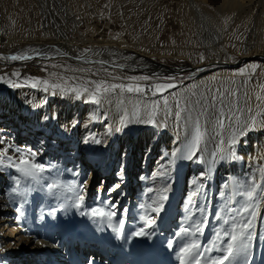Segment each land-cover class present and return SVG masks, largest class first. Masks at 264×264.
I'll return each instance as SVG.
<instances>
[{"label": "bare ground", "instance_id": "obj_1", "mask_svg": "<svg viewBox=\"0 0 264 264\" xmlns=\"http://www.w3.org/2000/svg\"><path fill=\"white\" fill-rule=\"evenodd\" d=\"M0 10L5 11L12 22L14 13L22 12L29 15V18L20 20L19 23L22 26H38L41 31L40 38H29L13 52L14 55L23 54L30 56L31 59L11 60L3 47H0V65L25 64V67L29 68L35 62L40 64V61L53 60L57 62L59 71L62 62L68 69L61 67V71L63 69L68 74L65 78H59L58 83L62 82L66 85L73 81L79 85L89 80L130 83L127 78L132 76L176 75L183 72L184 68L199 70L205 66L203 67L205 70L216 66L213 68V73H208L204 79L199 80L195 94L202 93L205 83L209 81L219 84L217 91H220L221 84L234 79L244 84L246 94L247 114L241 115V121L246 120L249 115L264 111V103L256 99L257 95L264 96V90L259 87L264 84V0H5L0 3ZM82 15L90 18L98 16L101 19L104 17L107 23L113 26H127L131 32H128L131 39L137 37L134 33L138 30V26H177L179 42L162 43L152 46L154 49L147 51L131 46L130 41L120 36L97 40L87 37L78 42L71 37L74 33H80L78 27L83 23ZM192 32L197 43L190 38ZM138 33L145 34L141 30ZM223 34L227 35L226 39L222 38ZM155 36V34H146L147 38ZM183 42L202 48L198 50L184 48ZM85 49L91 51L85 52ZM188 51H202L205 63L189 60L191 62H181L180 65L166 67L155 60V54L169 53L173 58ZM220 54L224 56L221 57ZM100 61L105 63L101 64ZM243 63L245 66L231 75ZM253 64L258 65L255 71L250 68ZM116 65H124V67L120 68ZM156 82L161 80L153 78L148 83H139L148 85ZM166 92L167 95L164 94L165 92L152 95V90H148L145 94L132 95L137 97L139 103L149 106L157 99L161 101L162 108L163 96H167L169 102L174 98L172 89ZM48 101L40 103L47 105ZM248 108H251V112ZM141 110L144 112L143 108ZM176 110L174 102L171 111L164 115L166 124L160 118L162 111L160 110L157 113L158 117L156 116V124L139 123L134 119L137 125L132 129L135 135L150 128H156L158 132L162 125H166L170 130L168 133H173V137L176 135L178 140L172 143L175 142L176 149L181 150L185 149L192 138L197 117L205 132L200 150L193 159H176L174 162L173 158L171 159L175 164L177 179L172 193L158 215H153L151 209L141 207L145 205L143 203L136 206L134 203L131 209L129 207L128 210L124 208V211H119L117 206L112 207L116 204L111 203L108 195L105 196L106 193H100L101 187L96 188L95 195L89 192L86 185V188L80 191L75 189L77 195H85L84 204L79 208L76 207L74 199L67 198L71 197L72 193L57 192L45 196L38 190L37 196H40V201L39 198H34L32 212L30 209L26 213L21 210L17 212L9 204L1 206L5 212L0 215V220L3 221H0V234L6 239L2 240L0 255L9 254L18 258L31 256L32 252L37 264H180L177 253L185 243L196 240L203 246L201 251L209 247L216 231L223 224L222 220H217L215 213L224 208V214L227 216L230 214L228 208L240 207L241 197L229 199L237 182L248 183L253 177L259 178L258 169L264 167V129L258 128L249 132L245 137L240 138V142L235 146L227 143L221 146L220 140L227 141L229 137V125L233 124V120L223 119L225 127L221 129L216 125L218 113L213 109L204 107L195 113L188 110L183 113L184 118L180 120L172 114ZM63 116L68 117L69 112L65 111ZM141 117L144 118V113ZM262 119L264 116H257L258 121ZM221 147L224 151H220ZM166 148L172 149L170 143L166 144ZM229 151L232 155H228ZM89 152L90 155L94 153ZM221 156L227 158L221 160ZM85 157L86 155L83 154V158ZM192 164L199 165L198 175L207 197L202 216L197 210L185 214L180 209L176 210L174 206L182 176L192 173ZM101 169L108 170L107 165L105 166L102 161L89 162L87 184ZM201 173L204 175L201 176ZM51 177L52 181L59 180L65 184L63 175L58 171H53ZM103 184L104 179L101 180V186ZM225 184L229 187L225 188ZM115 185L117 183L114 182L113 187ZM136 188L138 189L137 186ZM239 190L243 191L242 188ZM94 207L115 211L113 224H118L122 218L125 219L123 232H114L108 226L106 218L93 217L90 210ZM132 207L135 209L133 210ZM81 212L85 214L81 215ZM190 214L191 219H189ZM151 216L155 218L156 223L149 229L146 227V218ZM204 217L207 218L208 223L202 233L187 237L177 235L181 227H189ZM22 223L24 226H20ZM142 227L150 231L151 235L147 237L131 235ZM253 232L247 259L249 264H264V207L260 209ZM169 240L174 242L173 248L167 247ZM206 255H220V253L213 251Z\"/></svg>", "mask_w": 264, "mask_h": 264}, {"label": "rangeland", "instance_id": "obj_2", "mask_svg": "<svg viewBox=\"0 0 264 264\" xmlns=\"http://www.w3.org/2000/svg\"><path fill=\"white\" fill-rule=\"evenodd\" d=\"M2 1L5 0H0V3ZM7 15L5 11L0 10V47H3L8 56H12L14 55L13 52L23 45L24 41L29 38H40L39 32L41 31L38 26H22L19 23L20 20L29 18V15L22 12L14 13L13 18H11L14 20L13 22ZM81 19L83 23H80L78 27L80 33H74L71 37L77 39L78 42L85 40L87 37L97 40L120 36L130 41L131 46L145 51L152 50L154 49L152 46L162 43L171 44L179 42L178 31L176 30L177 26H138V30L134 33L137 37L131 39L127 26L109 25L106 18L102 17L101 19L98 16L90 18L82 15ZM139 30L144 31L145 34L138 33ZM146 34H155L156 36L147 38ZM226 36V34H223L222 38L226 39ZM190 38L197 43L193 32ZM182 45L184 48L192 50L202 48L184 42ZM152 52L156 53V51ZM201 54L202 51H188L184 52V55H176L172 58L170 57L172 55L169 53H161L155 54V60L166 67L180 65L181 62H191L189 60L203 64L205 59H200ZM220 55L221 57L224 56ZM60 64L59 71L57 69V62L53 60L49 62L45 60L43 62L40 61V64L35 62L32 64L34 67L30 65L29 68H26L25 64L23 66H17L16 64L0 65V77H3L0 80V153L7 148V154L13 156L15 159L19 155L16 149L36 152L38 154L35 158L36 162L50 165L49 171L45 173L46 182H52V172L58 171L60 175H63L65 185H74L77 191L81 190V183L88 180L87 171L89 169V162L94 160L102 161L105 166L107 165L108 170L101 169L91 177L86 187L92 195L97 193V187H101L100 193H106L105 196L108 195L111 203L116 204L115 206L118 207L119 211H124V208L128 210L129 207L131 209L134 203L135 206L143 203L145 205L152 204L155 207L156 205L153 201L159 199V189L168 184L171 185L170 191L166 193L169 198L177 179L175 164L171 161V153L176 149L175 142L178 141L176 140V135L173 137V133H168L170 130L166 125H162L158 132H156V128H150L134 135L132 129L137 123H134V119L136 118L132 116L133 106L129 101L136 102L138 99L132 94H124L125 103L123 106L118 104V97L115 94H113L110 102L103 100L100 105H97L90 102L87 95L76 99L75 94L71 91L65 94L59 89L49 88L45 92L43 91L44 85L42 83L38 84L36 88L31 86L36 81L29 80L28 78L30 77L39 78L40 81L48 80L49 83H58L59 78L67 77L68 73L63 69L61 71V67L65 70L68 68L62 62ZM243 66H245V63L236 68L231 75L235 74ZM203 67L199 70L184 68L183 72L176 75L153 74L148 76L159 79L161 82H164V78L174 77L171 82L176 87L172 91L179 94V97L175 96L171 99L169 102L170 106L174 104L176 99H180L181 106L187 105L188 110L192 113L206 107L216 111L218 113L217 116H219L217 109L220 108V93L227 95L228 91L239 89L238 95L227 97V101H231L234 104L238 100L239 108L244 111L242 114L236 112V115L240 116V119L241 115H246L247 103L244 84L238 83L234 79L228 83L224 82L221 84L220 91H217V85L219 84L209 81L205 83L202 93L193 95L199 87V80L204 79L206 74L213 73V68L216 66L211 67L213 70L206 68L204 70ZM13 73H19V75H13ZM52 73H56V75L53 76ZM5 80L19 86L12 87L11 83H5ZM139 82L148 83V81ZM60 84L68 89L77 86L76 81L68 85L62 82ZM167 93L165 92L164 94L167 95ZM213 97H217V99L213 101ZM45 100H49L48 104L41 105L40 102H44ZM197 101H200V103L197 104ZM212 104H215V108L211 106ZM140 105L143 108L144 104L140 103ZM229 106H232V104ZM125 109L128 112L126 119L133 122L122 124L121 118L125 115ZM233 110L235 111V108ZM65 111L69 112L68 117L63 116ZM143 113L141 110L140 116ZM160 113V118L166 124L164 115L168 111L162 110ZM231 115L232 113L225 108L221 119H229ZM86 140L88 141L87 143H85ZM172 141H175L174 144ZM169 143L172 148L171 150L166 148V144ZM89 151L94 153L90 155ZM83 154L86 155L85 158H83ZM191 167L193 168L192 173L182 176L174 206L176 210L180 209L185 214L197 210L198 214L202 216L199 209L204 207L207 197L202 187L197 195H192L193 192L197 191L198 184L202 186V180L198 175L200 172L198 169L199 165L192 164ZM121 169H123L122 177L117 175ZM16 175L18 173H16L15 169L0 167V215L5 212V209L1 206L8 204L14 210L19 208L26 213L30 209V212H32L34 210V198H39L40 201V196H37L38 190L45 196L49 195L47 190L40 186H26L24 183L18 189L19 192L25 193L23 198L13 193L11 189L17 186L11 177ZM102 179H104V184L101 186ZM114 182L120 186L115 191H109L113 188ZM86 187L84 186V188ZM108 191L109 193L107 194ZM190 198L191 203H189ZM166 201L163 203L165 204ZM37 208L38 205L35 211ZM132 208L133 210L135 209V207ZM20 226H24L23 223ZM3 239L6 238L0 234V246ZM25 253L29 252L25 251ZM0 264L37 263L36 258L31 252V256H20L18 258L9 256V254L7 256L0 255Z\"/></svg>", "mask_w": 264, "mask_h": 264}, {"label": "snow or ice", "instance_id": "obj_3", "mask_svg": "<svg viewBox=\"0 0 264 264\" xmlns=\"http://www.w3.org/2000/svg\"><path fill=\"white\" fill-rule=\"evenodd\" d=\"M229 20L231 18H228ZM227 23V20L225 21ZM239 38V37H237ZM85 52H90L91 49H85ZM39 55V53H37ZM67 55V53H65ZM11 60H27L31 59L30 56L27 55H12L8 57ZM80 59L81 57H77ZM200 59L203 60L205 57L201 54ZM99 63L103 64L104 61H100ZM116 67L123 68L124 65H116ZM258 65H251L250 68L255 71ZM104 71H107L104 69ZM241 74H243V70H241ZM13 75H19V73H13ZM53 76L56 73H52ZM111 75V74H109ZM3 77H0L2 80ZM31 81H36L31 84L33 88H36L38 84L42 83L44 85L43 91L47 92L49 88L59 89L61 92L68 94V91H71L75 94L76 99H80L83 96L87 95L88 100L92 103L100 105L103 100L111 101L113 94L118 97V104L123 106L125 103V93L129 94H145L146 91L152 90V95H156L157 93H164L169 89H173L176 87L171 81L174 77L164 78V82H156L154 84L144 85L139 83V81H151L153 78L147 75L143 76H132L127 79L131 81L130 83H111L106 80H89L86 83H81L71 89H66L60 83H49L48 80L40 81L39 78L30 77L28 78ZM113 79H119L118 77H113ZM5 83H11L10 81L5 80ZM91 85V87H89ZM12 87H18L19 85L15 83H11ZM261 90H264V84L259 85ZM239 89L228 91L227 95L225 93H220L219 102L220 108L217 109L219 112V116L216 117V125L223 129L225 127L222 117L224 115L225 108L228 109L229 112L232 113L229 119H232L233 124L229 125V137L227 141L221 139L220 145L223 146L225 143L228 145L235 146L240 142V138L245 137L249 132L255 131L258 128L264 129V119L258 121L257 116H264V111L257 112L255 115H249L246 120L243 122L240 119V116L236 115V112L243 113V109L239 108L238 100L233 104L231 101H227V97L237 96ZM55 94V93H53ZM179 94L174 93L173 96H178ZM195 95V93H193ZM246 95V94H245ZM213 101L217 99V97L212 98ZM256 99L264 103V96L257 95ZM133 111L132 116L136 118L135 122L145 123V124H156V116L158 111L166 110L171 111V106L169 104V98L167 96H163L162 98V108L161 101H152L151 105L148 104L143 105L144 118L140 116L141 105L139 101L132 102ZM197 104L200 101L196 102ZM232 104V106H229ZM176 111L172 113L177 120L183 119V113L188 111L187 105L181 107V100L176 99L175 101ZM215 108V104L211 105ZM235 108V111L233 110ZM248 111L251 112V108H248ZM128 115L127 109H125V115L121 118V123H131L133 121H129L126 119ZM119 131V129H117ZM205 138V132L202 130L199 118H196L194 132L192 134V138L190 142L186 145L184 150L180 148L172 151L171 156L173 158V162L176 159H193L196 156L197 152L200 150V146ZM88 141L86 140L85 143ZM99 143V141H97ZM220 151H224L221 147ZM16 152L19 154L17 158L14 159L13 156L8 155V149H4L2 153H0V167L13 168L15 169L18 175L12 176L11 179L14 181V184L17 187H13L11 191L13 193L18 194L22 198L25 193L19 192V186L24 183L26 186L37 185L47 190L49 194L59 193H72L71 197H67L69 199L75 200L76 207H82L85 201L84 194H76L75 186H69L61 183L59 180H53L52 182H46L47 178L45 173L49 171L50 165H46L44 163H38L35 161L36 156L38 155L36 152H32L31 150H21L16 149ZM215 155V154H214ZM228 155H232L231 151H229ZM226 156H221L220 159H226ZM259 178L253 177L251 182L248 183H239L237 182L236 188L233 190L230 200H234L235 197H241L240 207L239 208H228L227 211L230 213L229 215H225V209L222 208L220 211L216 212L217 220H222L223 224L221 228L216 231L213 240L210 242L209 247H205L203 251L200 249L203 247L196 240H192L191 242L185 243L182 247H180L179 252L177 253L180 264H249L247 259L249 255V250L251 248V241L254 236L253 229L255 227V221L257 217L260 215V209L264 207V167L258 169ZM118 176H123V169L117 173ZM204 173H201L203 176ZM87 184V181H83L80 185L81 190ZM120 185H115L109 191H115ZM201 185H197V191L193 192L192 195L195 196L199 192ZM225 188H228L229 185L225 184ZM242 188L243 191L239 189ZM171 185H165L159 189V199L157 201H153L156 205L155 207L152 204L142 205L146 209H151V211L155 214H159L164 208V201L168 199L166 193L170 191ZM223 195V193H222ZM191 203V198L189 200ZM115 207V205H112ZM227 207V206H226ZM20 209H17L19 212ZM201 213L205 212L204 208L199 209ZM91 215L93 217H99L101 219L106 218L108 226L113 229L114 232H123L125 227V219H120L118 224H113L112 219L116 216L115 211H106L104 208L94 207L90 210ZM84 212H81V215H84ZM22 215V213H21ZM20 217L18 216L17 219ZM192 216L190 214L189 219ZM156 223L154 217L146 218V227L151 229ZM207 218L204 217L199 222H194L189 227H181L178 236H196L203 232L204 227L207 225ZM226 226V227H225ZM132 236L135 237H147L151 235L150 231H146L144 227L139 230L131 233ZM119 238V237H118ZM225 238H227L225 240ZM168 248L174 247V242L169 240L167 243ZM213 251H217L220 255H206V253H211ZM243 257V260L241 258Z\"/></svg>", "mask_w": 264, "mask_h": 264}, {"label": "water", "instance_id": "obj_4", "mask_svg": "<svg viewBox=\"0 0 264 264\" xmlns=\"http://www.w3.org/2000/svg\"><path fill=\"white\" fill-rule=\"evenodd\" d=\"M13 54H15V53H13ZM190 70H192V69H190Z\"/></svg>", "mask_w": 264, "mask_h": 264}]
</instances>
